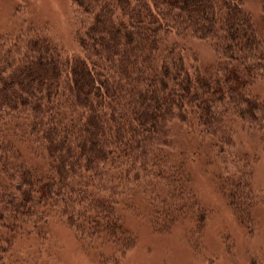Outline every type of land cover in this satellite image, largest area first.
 I'll list each match as a JSON object with an SVG mask.
<instances>
[{
    "label": "trees",
    "instance_id": "obj_1",
    "mask_svg": "<svg viewBox=\"0 0 264 264\" xmlns=\"http://www.w3.org/2000/svg\"><path fill=\"white\" fill-rule=\"evenodd\" d=\"M71 2L77 53L31 28L0 57V252L50 219L114 264L137 243L128 215L200 237L208 210L186 161L204 145L238 223H254L258 156L238 147L236 126L264 152V99L252 91L264 82V27L243 1ZM173 122L203 146L180 147Z\"/></svg>",
    "mask_w": 264,
    "mask_h": 264
},
{
    "label": "rangeland",
    "instance_id": "obj_2",
    "mask_svg": "<svg viewBox=\"0 0 264 264\" xmlns=\"http://www.w3.org/2000/svg\"><path fill=\"white\" fill-rule=\"evenodd\" d=\"M242 1L256 24L264 27L258 0ZM73 16L71 0H0V57L13 50L15 36H28L31 28L48 31L65 53H77ZM188 43L203 63L212 60L206 43L196 39ZM252 91L264 99V82L254 83ZM236 127L238 147L258 156L252 162V183L258 193L254 223L249 222L247 227L238 223L213 180V174L220 170L215 156L212 158L206 145H199L182 126L173 122L180 147L189 150L203 146L196 154L197 159H187L186 163L197 196L208 210L207 223L200 237L189 239L182 226L169 232H154L144 214L139 218L128 215L131 224L128 225L138 239L123 255V264H264V152L253 135L240 125ZM12 245L6 252H0V264H114L115 259L99 244L78 241L69 227L52 219L43 235L17 231Z\"/></svg>",
    "mask_w": 264,
    "mask_h": 264
}]
</instances>
